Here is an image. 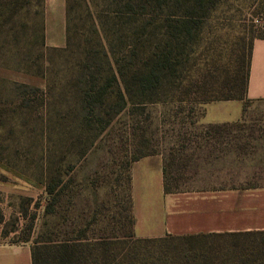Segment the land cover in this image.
I'll use <instances>...</instances> for the list:
<instances>
[{
    "label": "rangeland",
    "instance_id": "obj_1",
    "mask_svg": "<svg viewBox=\"0 0 264 264\" xmlns=\"http://www.w3.org/2000/svg\"><path fill=\"white\" fill-rule=\"evenodd\" d=\"M63 1V32L60 0H48L46 31L43 1L39 16L29 6L0 33V242L29 240L44 252L68 240L89 261L95 240L124 238L130 245L135 159L162 153L166 187L190 184L191 135L206 104L199 100L214 94L223 71L264 26V0H215L170 80L179 85L145 93L135 76L152 64L161 22L179 17L190 1L176 0L182 9L175 0ZM111 72L117 85L106 87L102 101L94 94L84 100ZM241 124H252L247 109ZM258 131L251 164L260 180L264 122ZM49 182L55 200L45 190ZM111 253L122 256L119 248Z\"/></svg>",
    "mask_w": 264,
    "mask_h": 264
},
{
    "label": "crops",
    "instance_id": "obj_2",
    "mask_svg": "<svg viewBox=\"0 0 264 264\" xmlns=\"http://www.w3.org/2000/svg\"><path fill=\"white\" fill-rule=\"evenodd\" d=\"M44 1L46 31L50 28L49 5L48 0ZM60 3L63 18L58 26L63 32L64 1ZM232 101L237 104H231ZM246 109L250 125L241 124ZM263 122L264 39H254L245 98L204 104L200 124L193 127L191 137L196 140L190 147L193 173L190 184L181 190L164 192L166 168L162 153L140 157L133 163L130 178L133 235L159 238L264 230V179L257 180L251 164ZM248 132L252 139L246 137ZM31 247L30 241L0 242V264H32Z\"/></svg>",
    "mask_w": 264,
    "mask_h": 264
},
{
    "label": "trees",
    "instance_id": "obj_3",
    "mask_svg": "<svg viewBox=\"0 0 264 264\" xmlns=\"http://www.w3.org/2000/svg\"><path fill=\"white\" fill-rule=\"evenodd\" d=\"M43 1L0 0V33L3 32L5 25H13L12 18L29 6L33 9L34 15L39 16L41 13L39 8H42ZM189 1L190 6L184 11L181 10L179 17L167 16L163 18L160 26L162 39L151 54V57H154L151 61L152 64L135 76L136 85L141 93L149 90L151 92L173 90L174 85H179L170 80L176 78L177 67H180L181 70L183 58L191 53L187 52V50L191 51V47L187 46V43L193 39L198 19L203 18L215 4V0ZM161 4L159 2L156 7H161ZM174 5L177 9H182V6H176V0ZM125 6L127 10L133 11L131 2H127ZM68 13H70L69 8H67V16ZM65 29L66 46L69 44L67 25ZM254 39H264V26L260 27L257 33L249 38L246 49L237 55L232 64H229V67L223 71L222 81L214 90V94L208 98H201L200 103L243 100L245 98ZM47 51L56 50L49 49ZM113 83L117 85V79L111 72L109 78L104 77L103 84L96 89L91 86L90 90L85 91L83 99L85 100L86 97L94 94V98L101 102L107 92L106 87H110ZM124 89L127 90L125 85ZM118 96L121 102L119 108H122L125 105V99L120 90H118ZM54 187L53 182L45 185V190L52 200L57 197L53 194ZM167 191L169 189L164 182V192ZM52 204L51 201L47 203L46 211L50 209ZM127 237L131 241L129 242L130 245L127 246L123 242L124 238L95 240L94 244H90L93 253V257L89 260L90 264H264V230L166 235L159 238H136L131 232ZM26 241L29 240H22V242ZM77 247L81 248L78 243L74 244L67 240L41 252L36 244H32V264H89L87 255H84L85 252L84 254L82 251L78 252ZM111 247L119 248L122 251V256L119 255L116 258L115 255H112Z\"/></svg>",
    "mask_w": 264,
    "mask_h": 264
}]
</instances>
